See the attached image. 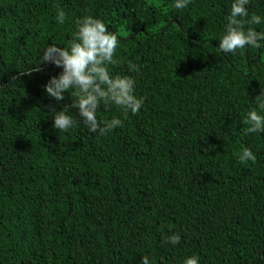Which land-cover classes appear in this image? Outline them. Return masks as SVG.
I'll return each mask as SVG.
<instances>
[{
	"label": "trees",
	"instance_id": "16d2710c",
	"mask_svg": "<svg viewBox=\"0 0 264 264\" xmlns=\"http://www.w3.org/2000/svg\"><path fill=\"white\" fill-rule=\"evenodd\" d=\"M172 3L0 0V264H181L193 253L200 264H264V133L242 123L264 88V51L219 52L231 0ZM249 11L264 16V0ZM81 13L116 31L112 74L142 65L131 75L143 107L105 136L52 127V110L71 104L44 90L61 68L22 73L42 46H65ZM244 147L255 162L238 161ZM169 230L179 244L165 242Z\"/></svg>",
	"mask_w": 264,
	"mask_h": 264
},
{
	"label": "clouds",
	"instance_id": "9594fccd",
	"mask_svg": "<svg viewBox=\"0 0 264 264\" xmlns=\"http://www.w3.org/2000/svg\"><path fill=\"white\" fill-rule=\"evenodd\" d=\"M189 3L190 0H173L172 6L175 10H183ZM250 3L251 0H231L222 31L216 36L219 41L217 48L222 55L236 57L252 48L264 51V29L257 30L255 27L264 24V16L250 12ZM53 19L63 26L69 18L65 10L57 6ZM108 28L105 20L81 13L72 23L70 38L65 46L54 43L42 46V55L39 51V59L37 56L38 64L22 72L30 74L31 71H38L39 66L45 63L62 69L44 85L46 95L58 103L65 99V93L71 98L70 105H64L62 110H52V127L58 132L70 133L80 126L86 128L89 134L105 136L122 128V117L137 115L144 105V97L135 94V79L131 75H139L142 65L127 60L129 74H112L110 71V65L117 62L119 41L116 31ZM255 103L256 107L247 111L242 123L248 125L249 133H264V88H261ZM101 105L105 109L117 107L120 115L98 119L97 110ZM72 109L77 110L75 114ZM237 159L241 164H247L255 162L256 155L250 148L244 147ZM169 232L165 242L173 246L179 244L181 236L171 230ZM140 264H153V261L145 255L141 257ZM181 264H200V257L193 253L185 256Z\"/></svg>",
	"mask_w": 264,
	"mask_h": 264
}]
</instances>
